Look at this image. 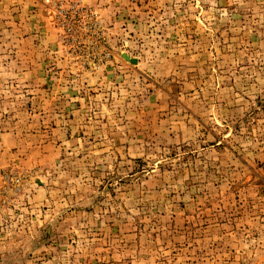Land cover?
<instances>
[{
    "label": "rangeland",
    "instance_id": "obj_1",
    "mask_svg": "<svg viewBox=\"0 0 264 264\" xmlns=\"http://www.w3.org/2000/svg\"><path fill=\"white\" fill-rule=\"evenodd\" d=\"M0 264H264V0H0Z\"/></svg>",
    "mask_w": 264,
    "mask_h": 264
}]
</instances>
